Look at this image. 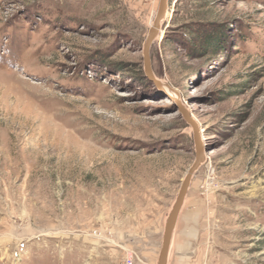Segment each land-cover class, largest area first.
<instances>
[{
	"label": "rangeland",
	"instance_id": "1",
	"mask_svg": "<svg viewBox=\"0 0 264 264\" xmlns=\"http://www.w3.org/2000/svg\"><path fill=\"white\" fill-rule=\"evenodd\" d=\"M158 1L0 0V264H155L194 161L169 91L205 161L168 264H264V0H168L169 90Z\"/></svg>",
	"mask_w": 264,
	"mask_h": 264
},
{
	"label": "water",
	"instance_id": "2",
	"mask_svg": "<svg viewBox=\"0 0 264 264\" xmlns=\"http://www.w3.org/2000/svg\"><path fill=\"white\" fill-rule=\"evenodd\" d=\"M167 9H168V0H159L157 10L153 18L152 25L148 30L147 36L142 46L143 73L146 76V78H148L149 80H152L155 85L161 88L164 87L165 85H163L161 82L157 81L154 78V74L151 69L150 48L153 42L155 41V39L159 36L161 24L164 18L166 17ZM168 88L170 89L169 86ZM169 89H166V90H169ZM172 102L176 107V112L179 113V115L184 120V122L192 130V139H193V146H194V161L192 165L190 166V168L188 169L186 175L184 176L181 182V185L179 187V190L177 192V195L175 197V200L165 219L162 237H161V244H160V248H159L157 259H156V264H168L174 230H175L182 206L184 204V200L186 198L192 176L203 165L205 161V149L200 139V134H199L200 132H199L197 124L191 118L190 114L184 108L180 106L177 99L174 98Z\"/></svg>",
	"mask_w": 264,
	"mask_h": 264
},
{
	"label": "trees",
	"instance_id": "3",
	"mask_svg": "<svg viewBox=\"0 0 264 264\" xmlns=\"http://www.w3.org/2000/svg\"><path fill=\"white\" fill-rule=\"evenodd\" d=\"M215 32L216 31H214L213 34H211V36H209L208 39L207 40L205 39V41L203 42L204 47L202 46L201 48L204 52L210 51V50L212 51L211 48H213V50L217 52L221 51L219 35H217V33Z\"/></svg>",
	"mask_w": 264,
	"mask_h": 264
},
{
	"label": "bare ground",
	"instance_id": "4",
	"mask_svg": "<svg viewBox=\"0 0 264 264\" xmlns=\"http://www.w3.org/2000/svg\"><path fill=\"white\" fill-rule=\"evenodd\" d=\"M151 23H150V27H151V25H152V22H153V19L150 21ZM163 84V83H162ZM163 85H165V84H163ZM164 87H166L167 89H169L168 88V85H165ZM170 96H169V98L171 97V98H175V99H177V101H178V103L180 104V106L182 107V108H184L189 114H191V111L188 109V108H186V106L183 104V102H182V100H180V98H179V96H178V94H176V92L175 93H172V91H169V93H168ZM192 95H197L198 94V91H193L192 93H191ZM200 134V133H199ZM200 139H202L201 138V135H200Z\"/></svg>",
	"mask_w": 264,
	"mask_h": 264
},
{
	"label": "built area",
	"instance_id": "5",
	"mask_svg": "<svg viewBox=\"0 0 264 264\" xmlns=\"http://www.w3.org/2000/svg\"><path fill=\"white\" fill-rule=\"evenodd\" d=\"M125 264H132L131 260H127Z\"/></svg>",
	"mask_w": 264,
	"mask_h": 264
},
{
	"label": "crops",
	"instance_id": "6",
	"mask_svg": "<svg viewBox=\"0 0 264 264\" xmlns=\"http://www.w3.org/2000/svg\"><path fill=\"white\" fill-rule=\"evenodd\" d=\"M155 264H156V261H155Z\"/></svg>",
	"mask_w": 264,
	"mask_h": 264
}]
</instances>
